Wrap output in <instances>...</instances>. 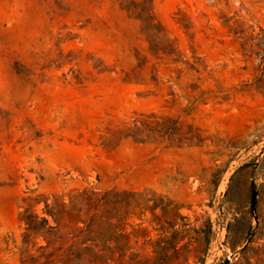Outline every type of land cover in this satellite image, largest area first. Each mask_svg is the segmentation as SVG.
Masks as SVG:
<instances>
[{"label":"rangeland","instance_id":"374dc122","mask_svg":"<svg viewBox=\"0 0 264 264\" xmlns=\"http://www.w3.org/2000/svg\"><path fill=\"white\" fill-rule=\"evenodd\" d=\"M130 1L0 0V264L22 196L85 186L155 205L141 264H264V0H151L156 55ZM150 113L176 128L118 138Z\"/></svg>","mask_w":264,"mask_h":264},{"label":"trees","instance_id":"16d2710c","mask_svg":"<svg viewBox=\"0 0 264 264\" xmlns=\"http://www.w3.org/2000/svg\"><path fill=\"white\" fill-rule=\"evenodd\" d=\"M130 2L127 10L141 22V32L148 38L150 50L155 55L159 50L165 52V46L159 47L163 43L157 39L166 33L149 5L151 0ZM162 42L169 46L168 54L177 55L169 38ZM176 124L170 117L140 114L118 129L117 135L119 139L136 140L164 137L170 135ZM21 201L19 219L24 230L20 264H141L136 234L143 230L146 209L151 211L153 222L155 205H141L140 193L85 186L65 193L31 190ZM133 218L138 221H131Z\"/></svg>","mask_w":264,"mask_h":264}]
</instances>
